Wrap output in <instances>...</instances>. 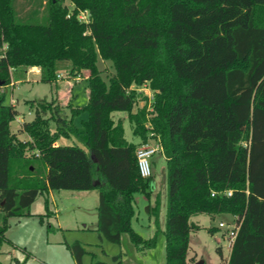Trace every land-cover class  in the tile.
Here are the masks:
<instances>
[{
  "label": "trees",
  "instance_id": "trees-1",
  "mask_svg": "<svg viewBox=\"0 0 264 264\" xmlns=\"http://www.w3.org/2000/svg\"><path fill=\"white\" fill-rule=\"evenodd\" d=\"M18 1L0 0V88L11 69L34 66L40 81L56 82V63L65 60L69 74L86 71L88 94L68 114L56 95L26 100L34 116L23 122L29 139L21 140L10 127L18 111L0 91V249L14 245L5 235L9 218L35 215L38 195L47 209L49 192L59 189L97 190L101 240L120 245L127 234L137 248L155 245L159 194L148 213L154 234L144 239L132 227L134 196L149 198L153 181L140 176L137 144L112 117L122 111L133 136L156 135L165 157V264L197 261L187 250L200 229L190 218L199 213L234 216L238 230L227 261L217 247L220 264H264V0ZM98 57L113 65L107 81ZM143 84L153 92L149 126L145 110L132 112L139 96L132 85ZM68 247L83 264V244ZM112 260L123 264L121 253Z\"/></svg>",
  "mask_w": 264,
  "mask_h": 264
},
{
  "label": "rangeland",
  "instance_id": "rangeland-1",
  "mask_svg": "<svg viewBox=\"0 0 264 264\" xmlns=\"http://www.w3.org/2000/svg\"><path fill=\"white\" fill-rule=\"evenodd\" d=\"M22 1L19 0L18 3H22ZM66 4L72 7L68 1H66ZM79 18L87 20L88 16L86 13H80ZM56 66L58 72L56 82H42L40 81V75L30 74L29 78L31 81L18 83L16 88H14V94L17 96L22 94L25 98L36 100L47 98L45 100L48 101L55 95L57 97V91L61 88L63 92H66L67 89V92L75 97L77 104L85 105L88 92L87 81L83 73H86V71L79 75L69 74L71 67L69 61L65 60L58 61ZM97 66L106 81L114 73L113 65L109 60L98 57ZM32 79L34 80L32 81ZM132 86L139 93L132 112H137L141 109L145 110L144 123L149 126L147 119L153 115L151 106L153 92L146 84ZM9 93L10 90L8 89L5 93V99H9ZM144 96L147 97V100L144 99ZM16 109L19 111V115L25 117V119L30 118L28 106L25 103L19 102L16 104ZM77 117L78 120L74 123L79 125V119H85L86 113H81ZM112 117L114 120L120 119L122 122L125 120V137L128 140L135 142L139 140L137 145L141 142L139 138H135L132 134L134 123L128 119L127 113L124 112V117L122 118H117L114 115ZM13 126H15V122ZM50 127L53 128V122L50 123ZM148 136L149 143H158L156 135L149 132ZM79 144L84 147L83 144ZM153 158L156 159V166L155 169L152 167V194L149 199L141 193L135 195L134 207L136 212L132 220L133 229L144 239H149L154 234L155 227L153 217L149 216L148 213L150 207L154 204L153 198L156 194L160 195L159 224L161 231L158 233L153 247L143 245L141 248H137L129 241L127 234L123 235L121 244L117 245L104 239L101 240L96 236V233H93L95 232L93 230H83L82 225L84 222L92 228L91 222L96 219L97 190L75 191L59 189L52 190L51 194L49 193L47 209L44 204V196L38 195L30 207L31 213L35 215L9 218V226L5 235L8 239H11L14 246L8 242L1 246L0 262L2 264H14L15 259H17L22 264H77L68 247V243L70 244L74 239H78L87 250V253L82 258L83 264H94L98 260L105 261L108 264H115L112 256L118 253H121L123 264H165V235L162 231L164 229L167 204L166 161L160 151L156 152ZM40 214L42 215V220L40 219ZM233 218L234 216L228 213L217 214L214 218L205 213L191 216L190 219L201 226L200 229L190 234L187 258L195 255L196 260L203 259L205 264H220L221 257L218 254L217 247L222 249L223 258H226L228 249L225 240L228 241L230 235L229 230L226 227H219L218 223L231 224L233 223ZM60 224L63 229L59 228ZM211 226L216 228L214 233L208 230Z\"/></svg>",
  "mask_w": 264,
  "mask_h": 264
},
{
  "label": "crops",
  "instance_id": "crops-1",
  "mask_svg": "<svg viewBox=\"0 0 264 264\" xmlns=\"http://www.w3.org/2000/svg\"><path fill=\"white\" fill-rule=\"evenodd\" d=\"M70 64V67H71V63L69 62ZM57 65V63H56ZM30 74H38L40 75V69L39 67H28L27 69H24V70H19V69H11V82L9 85L3 87V88H0V91H4V93H6V91L9 89L10 90V93H9V96L8 98L9 99H6V103L7 104H11L15 107L16 109V104H18L19 102H23L25 103L27 106H28V114L30 115V118L29 119H25V117L19 115V113L15 116L14 120L11 122L10 124V127H11V131L16 133L18 138L21 139V140H27L29 139V136L21 131V128H22V124L23 122L25 121H30L33 116H34V112H33V108H31L27 103H26V100H30L29 98H25L22 94H20L19 96L15 95L14 94V88H16L17 84L18 83H21L23 81H31L30 80ZM84 78H86L87 74L84 72ZM34 79H32L33 81ZM37 80V79H36ZM62 84V82H60ZM67 88V87H66ZM51 97V96H50ZM49 97V98H50ZM48 98V99H49ZM57 98H58V101H59V104L64 108L65 112L68 114L69 113V110H68V106H70L71 108H76V107H79V106H83L84 104H77L75 102V97L73 95H71L69 92H67V89H66V92L63 90H61V88H59V90L57 91ZM47 99V98H45ZM87 102V101H86ZM17 110V109H16ZM18 111V110H17ZM19 112V111H18ZM112 115L114 116H117V118L119 117H124V112L122 111H116V112H113ZM82 118H80L79 120H81ZM78 120V117H76L74 119V122H76ZM15 122V126H13V123ZM80 122V121H79ZM125 123V120L123 121V125ZM136 138V137H135ZM127 139V138H126ZM128 140V139H127ZM130 141V140H128ZM67 142H70L69 140H63V139H59L57 141V144H64V143H67ZM134 143H138V141H132ZM161 152V151H160ZM162 153V152H161ZM162 157H164L163 153H162ZM165 159V157H164ZM155 166H156V159L155 158H152V167L153 169H155ZM153 181V180H152ZM52 191V190H51ZM51 191L49 192L51 194ZM152 194V193H151ZM136 195V194H135ZM148 198V197H147ZM155 198V197H154ZM154 198H153V201H154ZM161 198V197H160ZM134 199H135V196H134ZM149 199V198H148ZM98 201V200H97ZM54 202H55V198H54ZM134 203H135V200H134ZM135 209V207H134ZM160 209H161V206H160ZM59 212V211H58ZM136 212V211H135ZM147 212H148V207H147ZM57 214V213H56ZM95 218L91 224H92V228L89 227V225L84 222L83 225H82V229L83 230H93L95 231V226H96V220H97V213H96V206H95ZM135 216V215H134ZM133 220V218H132ZM196 223V222H195ZM199 226H201L199 223H197ZM213 227V226H211ZM59 228L60 229H63V227L61 226V224L59 225ZM210 228V227H209ZM92 231V232H93ZM215 232V231H214ZM212 232V233H214ZM93 233H96V236L98 237V234L97 232H93ZM123 237V236H122ZM99 238V237H98ZM11 240V239H10ZM75 240V239H74ZM226 243H227V249H228V256L225 258L226 261L229 259V256H230V252H231V249L229 248V241L225 240ZM12 242V241H11ZM14 244V243H13ZM69 244V243H68ZM14 246V245H13ZM222 251V249H221ZM223 253V251H222ZM199 260V259H198Z\"/></svg>",
  "mask_w": 264,
  "mask_h": 264
},
{
  "label": "built area",
  "instance_id": "built-area-1",
  "mask_svg": "<svg viewBox=\"0 0 264 264\" xmlns=\"http://www.w3.org/2000/svg\"><path fill=\"white\" fill-rule=\"evenodd\" d=\"M161 151V147L159 142L157 144H151L147 141L140 142L135 149L136 154V162H137V168L138 172L141 177L143 178H149L152 176V158L153 155ZM231 193L230 190L227 191V194L229 195ZM213 194V193H212ZM219 227H226V229L229 230V248L231 249L233 239L235 237V234L238 230V226L233 218V223L228 224L225 222H219Z\"/></svg>",
  "mask_w": 264,
  "mask_h": 264
},
{
  "label": "water",
  "instance_id": "water-1",
  "mask_svg": "<svg viewBox=\"0 0 264 264\" xmlns=\"http://www.w3.org/2000/svg\"><path fill=\"white\" fill-rule=\"evenodd\" d=\"M204 260L203 259H199L196 262H194L193 264H203Z\"/></svg>",
  "mask_w": 264,
  "mask_h": 264
}]
</instances>
